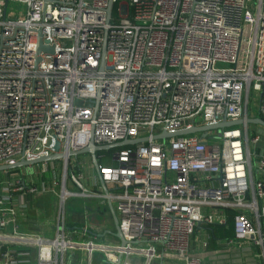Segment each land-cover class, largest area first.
<instances>
[{
  "label": "built area",
  "instance_id": "1",
  "mask_svg": "<svg viewBox=\"0 0 264 264\" xmlns=\"http://www.w3.org/2000/svg\"><path fill=\"white\" fill-rule=\"evenodd\" d=\"M252 93L264 119V0H0V166L63 154L2 172L0 264H206L192 238L230 213L229 242L264 256L261 134L245 123L153 139L246 122ZM141 137L97 166L71 156ZM46 193L54 232L21 230L24 197ZM80 196L112 202L125 243L106 224L66 225Z\"/></svg>",
  "mask_w": 264,
  "mask_h": 264
},
{
  "label": "crops",
  "instance_id": "2",
  "mask_svg": "<svg viewBox=\"0 0 264 264\" xmlns=\"http://www.w3.org/2000/svg\"><path fill=\"white\" fill-rule=\"evenodd\" d=\"M257 132L262 133L261 134V140L257 144H259L263 141L264 143V130L261 127H258L256 129ZM260 152L264 151L263 144L258 147ZM256 179L264 180V173L263 174H256ZM43 180L47 181L43 177ZM42 179L36 178V182L40 183ZM39 195H26L25 201L28 203V210L26 212V215L24 216H18V224L20 226V229L23 231H49L50 233H53L54 231L52 228H54L55 224L58 222L59 213L56 214L55 211L51 212V214L48 213V209L42 210L37 209L39 206L35 207V201L34 199L38 197ZM249 197H253V194L250 192ZM34 202V204H33ZM260 203V211L261 216L264 208V199ZM108 209L109 206L106 204ZM31 210V212H30ZM101 212L100 210H95L88 214L85 218L81 226L83 227L86 223V220H90V215L93 213ZM110 212V209H109ZM46 213V217H43V215ZM40 214H42V218H40ZM111 215V212H110ZM112 217V215H111ZM254 223L257 224L258 221L256 219V216L252 215L250 216ZM230 219V214H229ZM231 226L229 229L232 231V236L228 239H221L220 237L216 238L214 236L213 231L210 229V225H200L197 228V233L195 236L196 243L193 245V250H196V245L200 248L197 252H202L205 257V263L206 264H264V256L262 254V249L257 248L256 250L254 247H251L249 245L247 246H238L236 243H230L229 241L233 239L234 237V228H233V219L230 220ZM261 226H264V219L261 217L260 219ZM100 225V224H99ZM212 226V225H211ZM69 228H73L71 226H68ZM204 237H203V235ZM207 240L208 245L206 248H202L201 241ZM259 253V254H257ZM33 264V263H29Z\"/></svg>",
  "mask_w": 264,
  "mask_h": 264
},
{
  "label": "rangeland",
  "instance_id": "3",
  "mask_svg": "<svg viewBox=\"0 0 264 264\" xmlns=\"http://www.w3.org/2000/svg\"><path fill=\"white\" fill-rule=\"evenodd\" d=\"M20 12L22 14L24 13V7L23 6H15L14 7V13H20ZM249 99H250V103H249V107H248V114H249V116H257L258 115V109H257L258 95L256 93H252L250 95ZM249 128H250V133L252 135V134H254L252 132L255 129H257L258 126L250 124ZM255 133L262 134L259 132H255ZM216 141H218V140H212V142H216ZM262 144L264 146L263 141L259 144V146ZM259 146L258 145L255 147L251 146V150L260 152L259 150H256V149H258ZM113 152H114V150L111 149V150L103 151L102 153L109 156V155H112ZM261 152H263V151H261ZM102 153H101V151L98 152V154H102ZM78 158L80 160H83L86 158L92 159V156L90 154L86 153V154L79 155ZM105 162H108V161H105ZM253 163H255V158L253 159ZM108 164H110V163H108ZM34 169H35V167L29 168L28 171L32 172V171H34ZM51 172L52 171L45 173L43 175V177L47 180H51L52 179ZM1 175H3L2 172H0V176ZM34 201H35V207L39 206L37 209H42V210L48 209L49 214H51V212H53V211H55L56 214L59 213L58 197L52 193L39 194V196L36 197L34 199ZM33 204H34V202H33ZM95 210H100L101 212L93 213L92 215H90L91 222H93L94 224H100V225L106 224V225H104V227L107 226L108 230H110V231H111V229L115 228L114 220L112 219V217L110 215V212H109L107 205L105 203H103L101 201V199H99V198L88 199V198H84L83 196L70 198L66 201L65 214H62L61 217L62 218L64 217V220H65V223L67 226H71L73 228H76L78 226H81V224L84 221V218L88 214H90L91 212H93ZM30 212H31V210H30ZM41 215L42 214H40V216ZM43 217H46V213L43 215ZM40 218H42V216ZM196 233H197V230H196ZM202 235H203V233H202ZM203 237H204V235H203ZM194 239H195V237L192 238L193 245L195 244ZM103 240L104 239L102 237L99 239V241H103ZM196 250L197 251L200 250V248L197 245H196Z\"/></svg>",
  "mask_w": 264,
  "mask_h": 264
},
{
  "label": "water",
  "instance_id": "4",
  "mask_svg": "<svg viewBox=\"0 0 264 264\" xmlns=\"http://www.w3.org/2000/svg\"><path fill=\"white\" fill-rule=\"evenodd\" d=\"M111 10H112V5L110 4L108 7V12H111ZM39 50L40 51H46V52H52L53 49L41 42ZM105 52H106V47H105V43H104L103 57L105 56ZM103 67H104V63L101 66V69H103ZM245 123L248 125L253 124V125H256V126L264 129V119L260 115H257L255 117L248 118L246 120V122L244 120H237V121H226L225 120L219 124L212 125V126L193 127L190 129L180 130V131L175 132V133H161V134L154 136L153 139H166L168 137L194 134V133H198V132H202L204 135L209 130H221V129L226 128V127L240 126V125H243ZM148 140H149L148 137H141V138H135V139H126V140H122L120 142H117L114 144H108V145H97L96 143L91 141L85 148L77 150V151H73L71 153V156L78 157L81 154H86V153L90 154L92 156V161H93L94 165L97 166L98 160H97L96 154L99 151H106V150H111V149H116V148L134 146L138 143L147 142ZM58 149H59V144H57L55 147L56 151H58ZM62 157H63V154H60L57 152L56 154L41 157V158H38L35 160H21L19 162H16L15 164L1 165L0 166V172H3L5 170L16 169V168L29 167V166H33L35 164H39L41 162L57 161V160L61 159ZM104 188L106 189L105 185H104ZM108 206H109V209H110V212L112 215V219L114 220L116 235L121 240L122 243H125L123 236L120 232L119 220H118V217L116 215V212L113 208V204L111 201H108Z\"/></svg>",
  "mask_w": 264,
  "mask_h": 264
},
{
  "label": "trees",
  "instance_id": "5",
  "mask_svg": "<svg viewBox=\"0 0 264 264\" xmlns=\"http://www.w3.org/2000/svg\"><path fill=\"white\" fill-rule=\"evenodd\" d=\"M123 148L124 147L116 148V149H113V150L114 151L115 150H121ZM102 152L103 151H101V153ZM231 219H233V214L232 213H230V219H229L228 225H218V224L217 225H212V226L210 225V229L213 231L214 236L216 238L220 237L221 239H228V238H230L232 236V231L229 229V227L231 226V223H230Z\"/></svg>",
  "mask_w": 264,
  "mask_h": 264
}]
</instances>
